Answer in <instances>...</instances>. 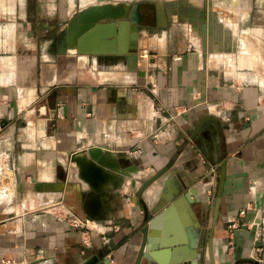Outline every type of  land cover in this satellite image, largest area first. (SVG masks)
<instances>
[{"label": "crops", "instance_id": "0c3cea01", "mask_svg": "<svg viewBox=\"0 0 264 264\" xmlns=\"http://www.w3.org/2000/svg\"><path fill=\"white\" fill-rule=\"evenodd\" d=\"M107 1L0 0V191L11 196L0 199V264H133L168 177L170 192L183 188L191 200L164 215L157 236L169 242L140 264H264V0L155 6L147 23L139 5L138 44L154 26L162 43L164 21L197 38L189 28L170 37L132 81L85 64L60 77L68 62L45 59V48L79 9ZM172 13L178 21L164 18ZM206 115L220 126L195 131ZM99 145L112 165L90 160ZM171 162L142 194L146 220L139 189ZM184 221L198 227L194 237Z\"/></svg>", "mask_w": 264, "mask_h": 264}, {"label": "water", "instance_id": "95a60500", "mask_svg": "<svg viewBox=\"0 0 264 264\" xmlns=\"http://www.w3.org/2000/svg\"><path fill=\"white\" fill-rule=\"evenodd\" d=\"M143 22V17L139 12V3H126L123 1H107L105 3H95L88 5L79 9V11L71 17L68 21L66 27L61 31L60 36L58 37L57 43L53 42L55 45L56 54L59 55H74V54H85V55H137V50L130 47V42L137 40V35L140 31L139 23ZM205 25L202 23V27ZM109 37V47L102 46L104 44V38ZM106 43V42H105ZM57 44V45H56ZM57 46V47H56ZM140 75H143L141 72ZM210 121L219 125L218 119L213 115H206L198 121L194 130L198 131L201 126L206 122ZM107 147L99 145L94 148L88 149V156L90 160L95 162L98 166L112 165V162L108 156L103 155L102 149ZM109 159V161H108ZM171 162L164 169L159 170L157 173L152 175L146 181H144L139 189L138 195L136 198L142 204L145 219L148 217V207L142 199V194L144 191L155 181L160 179L165 172L172 166ZM114 164V163H113ZM94 166L99 169L102 173L100 167ZM114 167L116 165H113ZM110 167V166H109ZM82 174L84 172L82 171ZM173 177H168L166 180V186L169 188L168 195L163 197V202L158 203L156 206L157 210L162 208L163 211H160L157 215L151 218L147 225L142 229V238L139 245V250L136 256V259L133 264H140L143 258L154 260L157 253L155 249L157 247H163L168 244L169 240L166 238L158 237V229L164 215L170 210L172 206H179L180 210L183 211L186 207L181 206L185 199L191 200V195L189 191H185L181 196L183 188L177 189L174 193L170 192L171 182ZM224 179L223 171L221 170L219 176V189L217 192L218 198L221 195L222 182ZM96 188V186H95ZM98 188V187H97ZM177 196L178 199H175ZM178 200L177 202H175ZM218 201V199H217ZM169 202L174 203L167 209L165 207ZM194 201H189L193 203ZM160 206V207H159ZM188 211V209H186ZM98 212V208L97 211ZM93 217L94 215H90ZM184 219V218H183ZM185 225L186 232L190 230V225L186 221L183 222ZM195 228H198L195 226ZM189 237V241H191ZM210 242H208V245ZM210 247V246H209ZM94 261V260H93ZM93 261H88L86 264H92ZM162 264V263H161ZM168 264V263H165Z\"/></svg>", "mask_w": 264, "mask_h": 264}, {"label": "rangeland", "instance_id": "374dc122", "mask_svg": "<svg viewBox=\"0 0 264 264\" xmlns=\"http://www.w3.org/2000/svg\"><path fill=\"white\" fill-rule=\"evenodd\" d=\"M116 1H123L126 3H130V4L139 3L140 7L152 8V7L158 6V7H165L168 9H169V7L179 6V5L183 6L184 4L188 3L187 2L188 0H112V2H116ZM167 17H171L170 19L173 22L178 21V14H176V13H172L171 15L165 14L164 18L166 19ZM161 23H164L166 25V27H168V29L166 28L165 38H164L162 43L157 42V40L154 36V32H156L158 30V28H160V27L154 26V27H151L148 29L145 28V29H142V39L140 40L139 44H138V41L136 39L130 42L131 48L137 49L138 47L141 46V48H142L141 50H143V51L140 52V54H137L136 56H132V55H124V56L123 55H96L95 57L90 56V55H85V54H81V55H84L83 57L74 56L77 54H74L72 56L71 55L70 56L64 55L63 58L57 59V60H59L61 63H64V62H68V63H66L61 68L62 70L58 69V71L61 70V72L58 75L60 77H62L64 71H65L64 74H66L68 71H69V75L73 74L74 69L78 70V65L85 64L86 68L90 66L94 72L98 71L101 78H104L103 76H105L104 75L106 73L105 71H109V72H113V73H111L113 75V76H111L113 79L117 78V79L127 81V82L134 80V77H135L134 75L137 73L139 68L142 66H145L148 63V61L150 60V58H154L156 55L164 54L165 51H167V49L170 48L169 45L165 46V41L170 39V37H173V38L178 37V34H181L184 38L185 32L187 33L186 30L189 28V26L187 27V25H182L180 28L175 29L174 26H169V23L171 25L172 22L164 21ZM197 25H201L199 18L197 19V21L194 22L195 28ZM185 28H186V30H185ZM192 28L191 29L189 28L190 30L188 29L189 30V32H188L189 37L191 34L193 38H197V36H193V33H196L197 31L194 28L192 30ZM198 49H199V47H198ZM54 55H56V51L54 52ZM54 55L50 54V55H48V57L44 56V58L45 59L48 58L47 60H49L50 57H52ZM143 55L145 57H143ZM127 58H131V59H129L130 60L129 62H127L128 61ZM70 60H73V61L75 60V66H74L73 61H70ZM130 66H131V68H130ZM51 69L52 68H49L50 71H51ZM40 70H41V66H39V63H38V77L40 74V72H39ZM121 72L123 73V75L121 74ZM116 75H118V76L116 77ZM106 78H110V77H106ZM10 197L11 196L9 193H5V192L2 193L0 191V199L1 200L9 201ZM33 207H31V208H33ZM13 209H14V207H12V206H5V208H4V210L7 212H11V211H13ZM16 209H17V207H16ZM56 211L58 212V209Z\"/></svg>", "mask_w": 264, "mask_h": 264}, {"label": "built area", "instance_id": "2783aa9c", "mask_svg": "<svg viewBox=\"0 0 264 264\" xmlns=\"http://www.w3.org/2000/svg\"><path fill=\"white\" fill-rule=\"evenodd\" d=\"M1 128H2V123H1V121H0V130H1ZM240 214L243 215V214H244V211H243V210L240 211ZM67 217H68L69 221L71 222V224H72L73 226H75V227H83V225L85 224V222H83L81 219H79V218H75V217H72V215H68V214H67ZM67 217H64V218H67ZM84 226H85V225H84ZM236 226H237L236 223H231V225H230L229 227H230V228H231V227L234 228V227H236ZM83 234H84V235H87V232L84 231Z\"/></svg>", "mask_w": 264, "mask_h": 264}, {"label": "bare ground", "instance_id": "6f19581e", "mask_svg": "<svg viewBox=\"0 0 264 264\" xmlns=\"http://www.w3.org/2000/svg\"><path fill=\"white\" fill-rule=\"evenodd\" d=\"M45 50H46V54L47 55H54V50H55V45H54V43L52 42L51 43V45L50 46H47L46 48H45ZM128 59V61L127 62H129L130 60L129 59H131V58H127ZM126 59V60H127ZM128 65V64H127ZM134 65V64H133ZM133 67V66H132ZM130 68H131V66H130ZM67 70V69H66ZM65 72V71H64ZM64 72H63V77H67L68 75H69V71L66 73V74H64ZM71 72V71H70ZM88 155V154H87ZM77 158V157H76ZM75 158V159H76ZM79 158V157H78ZM81 159V158H80ZM83 160V159H82ZM81 161V160H80ZM78 162V161H77ZM82 162V161H81ZM81 162H80V164H81ZM88 162V161H87ZM78 165V164H77ZM84 165H86V163L84 164ZM81 166H83L82 164H81ZM87 166H88V164H87ZM80 168H82V167H80ZM84 168V167H83ZM80 173V172H79ZM104 172H102V174H101V176H105L106 177V175H105V173L103 174ZM105 179V178H104ZM105 181V180H104ZM190 229H191V227H190ZM193 229H196V228H193ZM193 229H191L192 230V234H193V237H194V235H195V231H193ZM194 239V238H193Z\"/></svg>", "mask_w": 264, "mask_h": 264}, {"label": "flooded vegetation", "instance_id": "af4514ba", "mask_svg": "<svg viewBox=\"0 0 264 264\" xmlns=\"http://www.w3.org/2000/svg\"><path fill=\"white\" fill-rule=\"evenodd\" d=\"M141 9H143V11H145V21L144 23H147L150 18H152V14L150 13L151 12V8L150 7H140Z\"/></svg>", "mask_w": 264, "mask_h": 264}]
</instances>
